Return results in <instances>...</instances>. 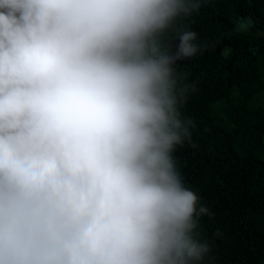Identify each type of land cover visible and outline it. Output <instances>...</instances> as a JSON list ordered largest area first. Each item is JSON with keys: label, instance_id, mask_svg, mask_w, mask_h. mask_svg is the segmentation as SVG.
<instances>
[{"label": "clouds", "instance_id": "clouds-1", "mask_svg": "<svg viewBox=\"0 0 264 264\" xmlns=\"http://www.w3.org/2000/svg\"><path fill=\"white\" fill-rule=\"evenodd\" d=\"M199 6L0 0V264H204L174 155Z\"/></svg>", "mask_w": 264, "mask_h": 264}, {"label": "trees", "instance_id": "trees-1", "mask_svg": "<svg viewBox=\"0 0 264 264\" xmlns=\"http://www.w3.org/2000/svg\"><path fill=\"white\" fill-rule=\"evenodd\" d=\"M177 27L202 49L177 69L195 90L181 108L190 140L174 155L211 213L200 220L204 264H264V0H200Z\"/></svg>", "mask_w": 264, "mask_h": 264}]
</instances>
